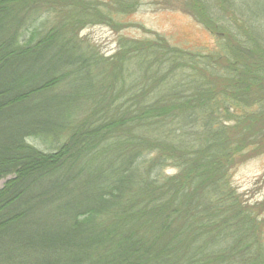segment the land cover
Segmentation results:
<instances>
[{
    "label": "trees",
    "instance_id": "1",
    "mask_svg": "<svg viewBox=\"0 0 264 264\" xmlns=\"http://www.w3.org/2000/svg\"><path fill=\"white\" fill-rule=\"evenodd\" d=\"M144 1L0 0V264H264V201L230 182L264 153V39L201 2L184 6L228 40L214 54L82 37Z\"/></svg>",
    "mask_w": 264,
    "mask_h": 264
},
{
    "label": "rangeland",
    "instance_id": "2",
    "mask_svg": "<svg viewBox=\"0 0 264 264\" xmlns=\"http://www.w3.org/2000/svg\"><path fill=\"white\" fill-rule=\"evenodd\" d=\"M178 2V0H145L137 13L126 20L130 27L126 31L117 33L109 27L98 25L83 30L82 37L95 45L105 57L117 53L121 37L145 38L143 29L166 38L175 48L214 54L213 52L218 50V45L226 42L227 46L228 40L214 35L207 29L199 20L196 8H192L187 13L184 6L185 2H191L192 7L196 6L197 2H201L217 25L222 28L227 27L226 29L235 34L243 44L253 39H264V0H183L182 3ZM236 19L239 22H236ZM254 30L262 37L259 38ZM260 42L263 44V40ZM263 111L264 106L259 109V113ZM147 136L150 139L149 134ZM29 142L46 150V146L40 142L32 139ZM166 173L173 175L175 171L168 169ZM230 175L231 185L240 194L242 200L251 205L264 201V153L233 167ZM10 179L11 177L1 180L0 188ZM214 210L223 214L227 220L230 219L228 206H225L224 202H221Z\"/></svg>",
    "mask_w": 264,
    "mask_h": 264
}]
</instances>
